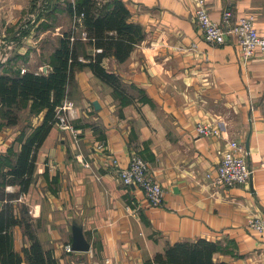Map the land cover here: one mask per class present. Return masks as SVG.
<instances>
[{
    "label": "crops",
    "instance_id": "crops-1",
    "mask_svg": "<svg viewBox=\"0 0 264 264\" xmlns=\"http://www.w3.org/2000/svg\"><path fill=\"white\" fill-rule=\"evenodd\" d=\"M75 1L0 0V75L50 72L65 34L82 39L85 63L102 52L82 35V17L69 10ZM121 1L145 38L124 61L102 58L117 84L90 66L74 68L64 101L74 104L69 119L78 132L54 122L26 191L10 172L47 109L33 112L29 101L13 125L0 113V233L9 234L0 235V264L9 249L29 264L26 222L59 264H167L157 255L201 239L217 245L216 262L264 264V232L248 226L251 216L264 218V58L256 51L245 59L234 38L208 43L195 19L198 0ZM205 3L213 20L230 9L234 19L254 15L264 30V0ZM199 122L222 135H201ZM228 140L245 145L253 169L248 182L233 187L214 183ZM133 155L149 162L163 205L121 181L119 170ZM74 225L89 250H67Z\"/></svg>",
    "mask_w": 264,
    "mask_h": 264
},
{
    "label": "trees",
    "instance_id": "trees-1",
    "mask_svg": "<svg viewBox=\"0 0 264 264\" xmlns=\"http://www.w3.org/2000/svg\"><path fill=\"white\" fill-rule=\"evenodd\" d=\"M73 14H82V29L85 31L88 43L102 47L88 63L79 60L82 39L72 40V34H65L56 49L54 59L56 64L48 72L27 71L23 74L0 75V113L9 125L16 124L20 117V108L32 101L31 110L47 109L44 121L39 125L32 137L21 147L17 164L10 172L15 180H19L26 191L29 187L34 170L36 152L45 140L51 126L56 121L57 107L62 105L67 96V86L72 78L75 67L90 66L97 76L108 83L117 84L119 79L101 65L102 58L110 55L119 61H124L135 45L145 38L142 26L131 19L129 9L121 0L111 4H97L96 0H76L69 3ZM82 33V32H81ZM89 58V57H88ZM10 223H16L9 218ZM26 222V232L32 239L30 248L25 249L29 264H59L56 258L44 251L42 244L34 231ZM0 235H9L0 233ZM2 243L8 244V237ZM217 245L206 240L195 242H180L172 245L165 254H158L157 259L165 260L167 264H229L216 262L213 259ZM2 264H19L21 257L13 251H2Z\"/></svg>",
    "mask_w": 264,
    "mask_h": 264
},
{
    "label": "built area",
    "instance_id": "built-area-1",
    "mask_svg": "<svg viewBox=\"0 0 264 264\" xmlns=\"http://www.w3.org/2000/svg\"><path fill=\"white\" fill-rule=\"evenodd\" d=\"M82 17V14L79 18ZM195 19L199 25L204 39L212 44L219 45L234 38L245 59L260 51L264 58V30L256 25L254 15H244L234 19L233 12L227 9L223 12L220 21L213 20L206 8L205 0H198L195 10ZM86 35L85 32L82 33ZM0 32V44H1ZM73 102L64 101L57 107L56 123L62 130L77 133L70 122V110ZM197 131L205 137H220L222 130L212 123H197ZM221 161L217 167L214 183L218 186L233 187L245 184L252 176L253 169L247 162L248 151L244 144L237 140H228L220 151ZM120 179L125 184H135L141 187L152 205L161 206L164 203L165 191L161 183L154 176L149 162L139 155H133L130 164L119 170ZM248 226L254 230L264 232V218L253 215L248 220ZM72 251V245H67Z\"/></svg>",
    "mask_w": 264,
    "mask_h": 264
},
{
    "label": "water",
    "instance_id": "water-1",
    "mask_svg": "<svg viewBox=\"0 0 264 264\" xmlns=\"http://www.w3.org/2000/svg\"><path fill=\"white\" fill-rule=\"evenodd\" d=\"M89 249H90V244L85 239L82 228L77 225H74L72 250L87 251Z\"/></svg>",
    "mask_w": 264,
    "mask_h": 264
},
{
    "label": "rangeland",
    "instance_id": "rangeland-1",
    "mask_svg": "<svg viewBox=\"0 0 264 264\" xmlns=\"http://www.w3.org/2000/svg\"><path fill=\"white\" fill-rule=\"evenodd\" d=\"M39 72H45V69H41Z\"/></svg>",
    "mask_w": 264,
    "mask_h": 264
}]
</instances>
